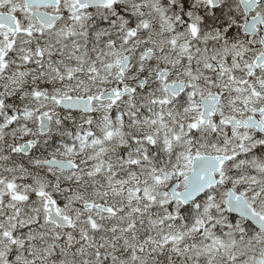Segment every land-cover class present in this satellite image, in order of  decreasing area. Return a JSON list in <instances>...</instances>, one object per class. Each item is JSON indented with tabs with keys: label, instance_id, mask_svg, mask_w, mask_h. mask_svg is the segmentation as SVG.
<instances>
[{
	"label": "snow or ice",
	"instance_id": "snow-or-ice-1",
	"mask_svg": "<svg viewBox=\"0 0 264 264\" xmlns=\"http://www.w3.org/2000/svg\"><path fill=\"white\" fill-rule=\"evenodd\" d=\"M0 264H264V0H0Z\"/></svg>",
	"mask_w": 264,
	"mask_h": 264
}]
</instances>
